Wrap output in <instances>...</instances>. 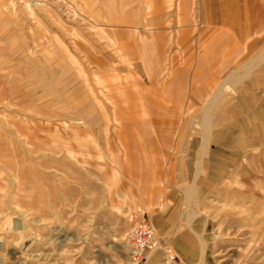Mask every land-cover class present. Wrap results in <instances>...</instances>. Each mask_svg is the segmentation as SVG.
<instances>
[{"label":"rangeland","instance_id":"obj_1","mask_svg":"<svg viewBox=\"0 0 264 264\" xmlns=\"http://www.w3.org/2000/svg\"><path fill=\"white\" fill-rule=\"evenodd\" d=\"M201 16L202 0H0V264H178L133 262L126 233L193 180L188 162L201 264H264V153L212 177L200 157Z\"/></svg>","mask_w":264,"mask_h":264},{"label":"crops","instance_id":"obj_2","mask_svg":"<svg viewBox=\"0 0 264 264\" xmlns=\"http://www.w3.org/2000/svg\"><path fill=\"white\" fill-rule=\"evenodd\" d=\"M217 7L213 0H202L203 21L207 28L213 27L212 32H225L229 42L210 55L206 50V65L210 74L215 73V78L203 81L199 88L195 84L189 96V104L203 103L205 107L202 118L206 121L208 133L200 157L205 153V168L211 177L222 175L226 170H243L241 163L246 159L251 168L264 153V150L256 153V146L262 141L264 144V58L259 56L264 52V0H237L231 6L229 16L222 21L215 18L219 13ZM220 11L225 13L223 8ZM235 26H239L242 32L239 33ZM204 40L209 41V37L206 35ZM225 88L230 90L226 97L223 96ZM144 103L155 104L145 95ZM151 115L153 122L168 120L158 112ZM125 129L123 124L119 137L128 150L130 142ZM168 131L172 130L159 129L164 137ZM192 167L188 162V171L194 180L198 166L193 163ZM193 180L182 178L179 189L165 192L150 216V225L159 242L174 251L179 257L178 264H201L206 255L204 220L198 215L191 216L188 203L183 202L191 194ZM161 258L163 253L157 250L147 264H159Z\"/></svg>","mask_w":264,"mask_h":264},{"label":"built area","instance_id":"obj_3","mask_svg":"<svg viewBox=\"0 0 264 264\" xmlns=\"http://www.w3.org/2000/svg\"><path fill=\"white\" fill-rule=\"evenodd\" d=\"M128 241L131 243V260L135 263L144 261L145 251L152 248L161 249L166 258L176 260V255L172 249L159 242L150 223L136 222L126 233Z\"/></svg>","mask_w":264,"mask_h":264},{"label":"bare ground","instance_id":"obj_4","mask_svg":"<svg viewBox=\"0 0 264 264\" xmlns=\"http://www.w3.org/2000/svg\"><path fill=\"white\" fill-rule=\"evenodd\" d=\"M214 1V4L215 5H217L218 7V14H216L215 15V18L216 19H219V20H221V19H226L227 18V16H229V14H230V12H231V6H233L234 4H235V2L237 1V0H213ZM232 1H235L234 3H232ZM208 2V1H207ZM231 4H233V5H231ZM222 8H223V10L225 11V13H222L220 10H222ZM261 9V8H260ZM221 12V13H220ZM262 14V13H261ZM203 15V14H202ZM211 16V15H210ZM202 17V16H201ZM212 17V16H211ZM254 17H255V14H254ZM256 19V18H255ZM254 19V20H255ZM202 21V20H201ZM222 21V20H221ZM255 22V21H254ZM236 28H237V26H235ZM205 28V27H204ZM238 32L240 33V32H242L241 30H240V28H239V26H238ZM248 29V27L247 28H244V31L246 32V30ZM231 30V29H230ZM211 31V30H210ZM207 33V31H205L204 32V37L207 35L206 34ZM209 33V32H208ZM185 38V36L182 38V39H184ZM216 38H218V39H216ZM212 39H214L213 41H215L213 44H209L210 42H212ZM222 39H227L226 40V42L225 43H221V41H222ZM185 41V40H184ZM217 41V42H216ZM229 42V37H228V35L225 33V32H223V31H218V30H216L215 32H213V34L211 35V37H209V41H208V43L207 44H205L204 45V47H203V52H204V54L205 53H207V51L206 50H208V53L209 52H218V50L220 49V48H222V45L224 46L225 44H227ZM230 44V43H229ZM186 46H187V50L189 49V46H188V44H185ZM204 72H206V71H204ZM183 77L185 76V74H183L182 75ZM207 77V76H206ZM210 79H212V78H210ZM198 81H200V80H198ZM197 82V81H196ZM207 125L205 124V127H206ZM204 130H205V132L207 131V127L206 128H204ZM207 133L208 132H206V135H207ZM205 135V136H206ZM8 164H10L11 165V162L10 163H8Z\"/></svg>","mask_w":264,"mask_h":264}]
</instances>
